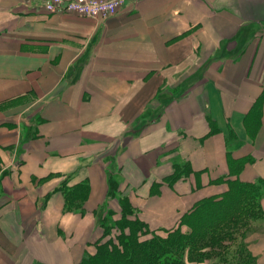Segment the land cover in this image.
Here are the masks:
<instances>
[{
	"label": "crops",
	"instance_id": "1",
	"mask_svg": "<svg viewBox=\"0 0 264 264\" xmlns=\"http://www.w3.org/2000/svg\"><path fill=\"white\" fill-rule=\"evenodd\" d=\"M230 181H264V0H0V264H81L119 199L171 230Z\"/></svg>",
	"mask_w": 264,
	"mask_h": 264
},
{
	"label": "trees",
	"instance_id": "2",
	"mask_svg": "<svg viewBox=\"0 0 264 264\" xmlns=\"http://www.w3.org/2000/svg\"><path fill=\"white\" fill-rule=\"evenodd\" d=\"M263 187L264 181L254 184L230 181L224 195L201 201L180 218L176 228L162 231H151L133 218L135 211L127 198H121L119 218L110 224L109 219L100 220L103 233L94 244L95 253L87 255L81 264H245V260L228 262L224 257L240 238L239 222L257 227L264 220L260 205ZM116 188L111 181L109 198ZM84 193L82 190L80 195L74 194L78 195L76 198L70 197L73 193L65 195L75 202L83 199ZM209 235L212 237L207 241Z\"/></svg>",
	"mask_w": 264,
	"mask_h": 264
},
{
	"label": "built area",
	"instance_id": "3",
	"mask_svg": "<svg viewBox=\"0 0 264 264\" xmlns=\"http://www.w3.org/2000/svg\"><path fill=\"white\" fill-rule=\"evenodd\" d=\"M48 13H73L104 24L121 9L142 0H38Z\"/></svg>",
	"mask_w": 264,
	"mask_h": 264
},
{
	"label": "rangeland",
	"instance_id": "4",
	"mask_svg": "<svg viewBox=\"0 0 264 264\" xmlns=\"http://www.w3.org/2000/svg\"><path fill=\"white\" fill-rule=\"evenodd\" d=\"M104 218L110 219L107 220V224H110V222L119 218V216L113 217V214L111 216L107 214V218L106 216ZM258 225L257 227H250L247 222H239V230L237 232H240V238L228 250L224 257L225 261H239L241 263L242 261L240 260H245V264H264V259L262 258V254H264V220H260ZM114 234H116L115 231ZM211 237L209 235L206 240H210ZM205 242L202 241V244L204 245Z\"/></svg>",
	"mask_w": 264,
	"mask_h": 264
}]
</instances>
